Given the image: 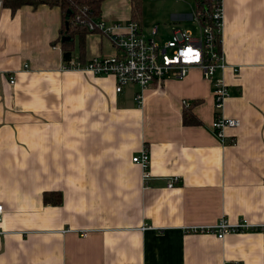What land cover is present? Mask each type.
<instances>
[{
    "label": "crops",
    "instance_id": "0c3cea01",
    "mask_svg": "<svg viewBox=\"0 0 264 264\" xmlns=\"http://www.w3.org/2000/svg\"><path fill=\"white\" fill-rule=\"evenodd\" d=\"M220 10L222 115L239 122L224 144L197 68L116 93L111 76L62 70L57 7L11 12L0 0V264H264V0H220ZM131 15L130 0H104L96 21ZM190 15L171 14L170 34L194 36L175 28ZM71 46L80 63L115 54L100 32ZM142 150L145 184L131 162ZM49 194L59 201L44 203ZM220 218L261 228L222 240L193 231Z\"/></svg>",
    "mask_w": 264,
    "mask_h": 264
},
{
    "label": "built area",
    "instance_id": "2783aa9c",
    "mask_svg": "<svg viewBox=\"0 0 264 264\" xmlns=\"http://www.w3.org/2000/svg\"><path fill=\"white\" fill-rule=\"evenodd\" d=\"M200 1H194L191 10V21L197 26V33L192 36L186 31L173 29L168 41L157 44L154 40L156 29L152 28L149 37H146L138 22L127 20L125 22L104 25L102 21L82 23L77 17L75 20L83 24L87 31H97L104 35L112 44L115 54L107 58H93L83 64L75 60H69L62 64L64 71L85 72L94 76H111L114 79V91L119 93L127 85H137L142 91L152 83H158L164 79H183L191 68H197L204 81L210 84L213 99V118L209 130L212 136L220 143L226 142L224 131L235 129L239 122L235 119L223 117L222 109L228 98L226 86L222 77H216V72L222 73L227 69L220 50L221 10L220 0H210L211 10L206 5L199 6ZM233 74H237V68H230ZM13 80L9 78V84ZM140 94L134 97L136 105H140ZM183 108L189 107L186 101L181 102ZM229 143L233 139L227 140ZM131 162L138 166L142 172L141 182L145 184L149 178V157L142 150L131 158ZM179 183L178 177L167 180L166 188L172 189ZM0 205V222L2 216ZM261 226H253L245 220L229 223L220 218L212 226L194 228L203 234L213 235L217 240H222L230 234L254 231ZM86 232H80L84 237ZM264 252V246H263Z\"/></svg>",
    "mask_w": 264,
    "mask_h": 264
},
{
    "label": "trees",
    "instance_id": "16d2710c",
    "mask_svg": "<svg viewBox=\"0 0 264 264\" xmlns=\"http://www.w3.org/2000/svg\"><path fill=\"white\" fill-rule=\"evenodd\" d=\"M104 0H1L2 6L10 9L11 12L20 8L21 6H30L35 8L39 5H45L48 7H57L61 12L62 27L60 31V45H61V58L62 64L68 62L69 60H75L80 63L77 59L72 57V42L75 37H80L84 34L89 33L83 24L77 22L75 18L81 20L82 23L85 22H97V18L100 12V6ZM200 1V0H194ZM202 2L198 3L199 6L206 5L207 10H211L213 7L210 0H201ZM142 0H130V7L132 15L130 20L136 21L139 23L136 14H138L141 7ZM203 7V6H202ZM66 14H68L66 16ZM99 21V20H98ZM97 32V31H92ZM85 63V62H84ZM83 64V63H80ZM184 110H189V107L184 108ZM182 124L183 125H197V121L194 117L184 113L182 115ZM56 196L49 194L43 195L42 201L52 200ZM59 201L57 197L52 204H56Z\"/></svg>",
    "mask_w": 264,
    "mask_h": 264
},
{
    "label": "rangeland",
    "instance_id": "374dc122",
    "mask_svg": "<svg viewBox=\"0 0 264 264\" xmlns=\"http://www.w3.org/2000/svg\"><path fill=\"white\" fill-rule=\"evenodd\" d=\"M194 6L193 0H142L141 7L139 9L138 21L141 25V21L144 23L143 34L146 35L145 28L155 27L157 28V35L155 36V42L162 44L169 39L170 29L168 20L171 14L174 13H187L190 14L189 7L186 5ZM141 20V21H140ZM184 24V25H182ZM180 25V26H179ZM188 27L193 33L197 32V26L191 21V17L186 19L180 24H176L175 28ZM173 30V29H172ZM172 32V31H171Z\"/></svg>",
    "mask_w": 264,
    "mask_h": 264
},
{
    "label": "water",
    "instance_id": "95a60500",
    "mask_svg": "<svg viewBox=\"0 0 264 264\" xmlns=\"http://www.w3.org/2000/svg\"><path fill=\"white\" fill-rule=\"evenodd\" d=\"M68 14H66V16H67Z\"/></svg>",
    "mask_w": 264,
    "mask_h": 264
}]
</instances>
